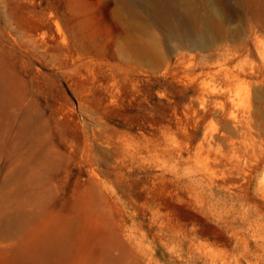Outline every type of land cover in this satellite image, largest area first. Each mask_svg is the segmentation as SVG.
<instances>
[{
    "label": "rangeland",
    "instance_id": "obj_1",
    "mask_svg": "<svg viewBox=\"0 0 264 264\" xmlns=\"http://www.w3.org/2000/svg\"><path fill=\"white\" fill-rule=\"evenodd\" d=\"M255 8L197 47L143 0H0V264H264Z\"/></svg>",
    "mask_w": 264,
    "mask_h": 264
},
{
    "label": "bare ground",
    "instance_id": "obj_2",
    "mask_svg": "<svg viewBox=\"0 0 264 264\" xmlns=\"http://www.w3.org/2000/svg\"><path fill=\"white\" fill-rule=\"evenodd\" d=\"M234 1L236 2L235 3L236 6L233 5V2H231V0H206V8L208 9V16L206 18H200L198 20V24H194V25L192 24L190 25V18H189L190 10L188 9L189 0H143V5L146 6L147 8L150 7L152 9L156 19L158 18V21L163 24V26L169 33V36L182 37V35L184 34V36L191 37V40L195 46L202 47L203 45L205 46V43L211 37L210 28L208 27V21L210 20L214 22L213 24H215L217 32L220 35L227 34L234 40H236L235 36L239 32L242 33L250 32V30L249 31L247 30L249 27L248 28L245 27L244 30L242 28V26H244L243 24L245 20L242 13L250 10L249 6L253 1L254 3H256L255 11L258 22H260L262 27L264 26V0H234ZM175 7H180L184 9L186 16L185 19L171 12L172 9L175 10ZM184 22L189 24V26L186 29L184 28ZM233 24L234 25L237 24L238 28H234ZM226 26H230V27L233 26V27L232 29L229 28L231 30L230 31L229 29H226ZM144 27L146 28L145 25ZM180 28H184L185 31L181 33ZM253 29H251L252 31L250 35L252 34ZM232 52L233 53H231L230 55L232 57L226 62L228 64L232 63L233 59H235L234 57L236 55H239V53L250 52L249 43L243 42L242 45H239L238 47H234L232 49ZM231 70L230 68L229 69L226 68L225 69L226 74L228 75L229 73H232ZM242 70H240V72Z\"/></svg>",
    "mask_w": 264,
    "mask_h": 264
}]
</instances>
